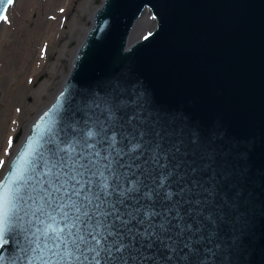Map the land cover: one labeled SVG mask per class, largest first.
Wrapping results in <instances>:
<instances>
[{"label":"water","instance_id":"1","mask_svg":"<svg viewBox=\"0 0 264 264\" xmlns=\"http://www.w3.org/2000/svg\"><path fill=\"white\" fill-rule=\"evenodd\" d=\"M14 2L0 0V15ZM146 11L156 27L136 39ZM106 97L136 108L197 169L216 221L210 264H264V0H103L0 179L29 138Z\"/></svg>","mask_w":264,"mask_h":264},{"label":"snow or ice","instance_id":"2","mask_svg":"<svg viewBox=\"0 0 264 264\" xmlns=\"http://www.w3.org/2000/svg\"><path fill=\"white\" fill-rule=\"evenodd\" d=\"M46 133L0 179V264H210L211 193L136 108L102 98Z\"/></svg>","mask_w":264,"mask_h":264},{"label":"rangeland","instance_id":"3","mask_svg":"<svg viewBox=\"0 0 264 264\" xmlns=\"http://www.w3.org/2000/svg\"><path fill=\"white\" fill-rule=\"evenodd\" d=\"M102 1L15 0L9 8L0 27V176L35 116L60 90ZM155 27L156 20L145 12L136 39ZM29 49L38 58L32 71L23 61Z\"/></svg>","mask_w":264,"mask_h":264},{"label":"bare ground","instance_id":"4","mask_svg":"<svg viewBox=\"0 0 264 264\" xmlns=\"http://www.w3.org/2000/svg\"><path fill=\"white\" fill-rule=\"evenodd\" d=\"M21 6H22V3H20L17 7H16V10H20L21 9ZM11 8V7H10ZM13 9H15V7H13ZM9 10V9H8ZM147 12V11H146ZM33 59V60H32ZM37 54H35V51H33L32 49H29L26 51V55H25V58H24V63L26 64V68L27 70H30L32 71L33 70V67H34V64L35 62L37 61ZM8 125V123L6 124V126ZM3 147V145H2Z\"/></svg>","mask_w":264,"mask_h":264}]
</instances>
